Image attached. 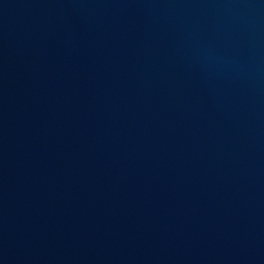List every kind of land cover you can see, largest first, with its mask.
Instances as JSON below:
<instances>
[{"label":"water","instance_id":"1","mask_svg":"<svg viewBox=\"0 0 264 264\" xmlns=\"http://www.w3.org/2000/svg\"><path fill=\"white\" fill-rule=\"evenodd\" d=\"M0 264H264V0H0Z\"/></svg>","mask_w":264,"mask_h":264}]
</instances>
